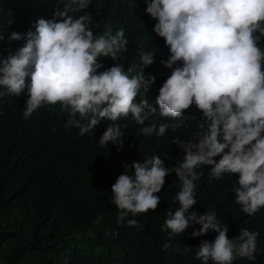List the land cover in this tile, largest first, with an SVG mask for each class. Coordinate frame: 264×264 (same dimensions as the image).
<instances>
[{
    "label": "clouds",
    "instance_id": "9594fccd",
    "mask_svg": "<svg viewBox=\"0 0 264 264\" xmlns=\"http://www.w3.org/2000/svg\"><path fill=\"white\" fill-rule=\"evenodd\" d=\"M90 2L67 0L52 18H39L34 31L10 33V41L23 38L24 44L0 60V98L18 97L28 77L25 119L38 108L59 102L70 109L65 127L78 128L80 136L90 133L101 119L116 121L129 113L142 125L141 134L163 136L167 123L144 124L157 108L146 99L134 102L155 80L142 74V68L153 63V53L142 52L141 70L134 76L119 63L98 72V57L115 61L128 40L123 28L115 34L94 35L87 12L78 18L68 14L73 7L87 9ZM145 11L156 20L153 31L164 38L170 53L162 61L171 72L156 96L159 114L176 118L195 105L201 121L193 139L176 142L184 155L173 167H166L159 155L123 164L124 172L111 185L117 223L135 226V218H126L155 210L160 199L155 194L165 177L175 173L179 191L173 200L178 206L166 213L162 225L169 241L199 225L191 236L216 233L211 242L202 240L196 247L201 264L209 260L233 264L237 258L255 261L258 232L242 228L229 238L228 225L214 211L199 214L192 209L195 182L201 175L197 169L203 165L209 166L213 179L238 174L233 191L243 213L252 215L264 207V49L259 45L264 37V0H147ZM77 113L91 117L85 123L72 118ZM122 136L120 126L109 123L98 143L105 147L111 142L119 151ZM162 247L167 250L171 244ZM191 250L183 247L184 252Z\"/></svg>",
    "mask_w": 264,
    "mask_h": 264
},
{
    "label": "trees",
    "instance_id": "16d2710c",
    "mask_svg": "<svg viewBox=\"0 0 264 264\" xmlns=\"http://www.w3.org/2000/svg\"><path fill=\"white\" fill-rule=\"evenodd\" d=\"M66 2L0 0V60L24 44L23 38L10 41L11 32L34 31L39 18H52L53 11L62 10ZM146 6L147 0H91L87 9L73 7L68 14L74 18L90 14L94 35L124 29L126 50L115 61L98 57V72L119 63L134 76L141 70L142 52L153 53V63L143 67L142 74L155 80L134 102L146 99L157 108L144 124L167 123L163 136L141 134L142 125L131 113L116 121L101 119L90 133L80 136L78 128L65 127L70 109L59 102L40 107L25 119L22 111L28 98V77L18 97L0 98V264H201L196 247L202 240L211 242L214 231L193 237L191 232L199 225H192L169 241L167 230H162L166 213L178 206L173 200L179 191L175 173L165 177L164 186L155 194L160 197L155 210L126 218H135V226L117 223L118 210L111 201V185L124 172L123 164L159 155L166 167H173L184 155L176 142L193 139L201 121L195 105L180 117L159 114L156 96L171 72L162 61L170 53L164 38L153 31L156 20L145 11ZM259 45L264 49V37ZM90 117L91 113L86 117L77 113L72 118L86 123ZM109 123L118 124L123 133L119 151L111 142L105 147L98 143ZM197 171L201 175L195 182L192 210L199 214L214 211L228 225L229 238L242 228L258 232L255 261L237 258L233 264H264V207L252 215L241 211L233 191L238 174L213 179L209 166ZM165 242L171 244L167 250L162 247ZM185 245L192 250L184 252Z\"/></svg>",
    "mask_w": 264,
    "mask_h": 264
}]
</instances>
